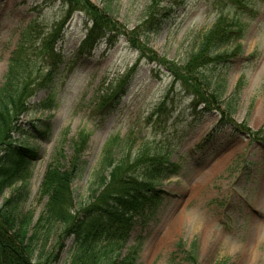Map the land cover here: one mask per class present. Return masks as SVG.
Masks as SVG:
<instances>
[{"label":"rangeland","instance_id":"374dc122","mask_svg":"<svg viewBox=\"0 0 264 264\" xmlns=\"http://www.w3.org/2000/svg\"><path fill=\"white\" fill-rule=\"evenodd\" d=\"M87 1L97 8L104 5V0ZM111 1L108 18L116 26L112 46L101 41L85 49L83 13L67 18L60 0H0V86L26 27L35 25L42 36L62 29L54 46L60 56L55 79L29 100L33 106L51 99L50 107H32L19 119L20 129L13 136L36 151L22 210L37 218L45 203L39 189L47 166L54 161L66 168L78 134L88 140L84 169L71 183L75 209L86 199L102 150L112 139L120 140L116 149L121 150L148 143L167 149L179 171L159 183L163 196L155 214L135 223L118 249L121 255L137 247L136 264H190L183 253L195 243L191 264H264V0L167 1L165 23L146 38L150 52L144 53L131 46L129 34L154 12L152 0ZM219 17L241 27L239 39L227 47L228 61L206 71L223 81L225 95L239 88L229 122L217 110L204 112L194 104L190 74L182 71ZM146 55L174 65L178 75ZM43 64L41 75L52 70ZM133 66L129 87L115 109L100 116L94 107L98 91L115 88L116 79ZM36 119L44 123L35 134L31 124ZM19 189V184L6 189L0 203ZM70 242H64L57 264H67Z\"/></svg>","mask_w":264,"mask_h":264},{"label":"trees","instance_id":"16d2710c","mask_svg":"<svg viewBox=\"0 0 264 264\" xmlns=\"http://www.w3.org/2000/svg\"><path fill=\"white\" fill-rule=\"evenodd\" d=\"M60 1L67 18L76 12L85 16L87 27L82 48L91 49L101 41L112 46L110 35L116 31V26L108 18L111 0H104L101 8L87 0ZM167 1L171 0H152L154 12L129 34L131 46L140 53L145 50L150 52L145 48L148 43L146 38L156 34L165 23L168 4L164 7L163 4ZM240 30L235 22L219 17L182 65V71L190 74L188 80L195 91L194 104L202 105L204 112H209L210 107L217 110L220 118L228 122L236 110L239 88L225 95L223 81L210 77L206 71L228 61L226 58L230 53L227 47L239 39ZM61 37L60 26L43 36L37 32L35 25L26 27L0 86V197L6 189L16 184L20 187L0 203V264H57L67 240L71 241L67 264H136L137 247L124 255L118 249L135 223H141L155 214L163 196L158 189L159 183L178 174L179 167L170 162L167 149L141 143L135 149L132 145L121 150L116 149L120 140L112 139L102 150L86 199L79 202L75 209L72 206L71 183L84 169L82 155L88 140L87 135L78 134L72 139V155L66 168H61L54 161L47 166L39 189L45 203L37 218L34 219L33 212L22 210L36 151L15 142L13 136L20 129L19 119L32 107L40 111L50 107L51 99L33 106L29 100L34 91L48 87L54 81L53 72L60 57L54 46ZM37 42L38 47L35 46ZM145 58L178 75L174 65L165 63L162 58L154 55L150 58L146 55ZM37 59L40 62H36ZM45 62L52 70L41 75L39 70ZM134 71L135 66L119 80L116 79V87L106 94L102 93L103 88L98 91L100 95L97 94L94 107L100 116L115 109L118 98L128 89ZM167 99L168 93L158 110ZM34 121L31 128L36 134L40 131L39 124L44 122L39 119ZM44 131L42 133L46 135ZM57 226L60 229L56 233ZM194 244L183 253L190 264L195 261Z\"/></svg>","mask_w":264,"mask_h":264},{"label":"bare ground","instance_id":"6f19581e","mask_svg":"<svg viewBox=\"0 0 264 264\" xmlns=\"http://www.w3.org/2000/svg\"><path fill=\"white\" fill-rule=\"evenodd\" d=\"M257 216H258V217H257ZM257 216H256L257 218H259V217H260V215H257ZM259 219H260V218H259ZM203 226H204V225H203ZM250 256H251V258H252V255H250Z\"/></svg>","mask_w":264,"mask_h":264}]
</instances>
